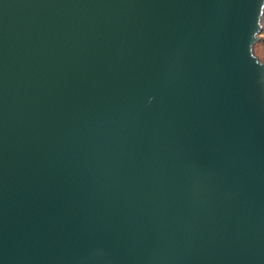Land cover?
Returning <instances> with one entry per match:
<instances>
[{
    "label": "water",
    "instance_id": "1",
    "mask_svg": "<svg viewBox=\"0 0 264 264\" xmlns=\"http://www.w3.org/2000/svg\"><path fill=\"white\" fill-rule=\"evenodd\" d=\"M264 0H0V264H264Z\"/></svg>",
    "mask_w": 264,
    "mask_h": 264
},
{
    "label": "rangeland",
    "instance_id": "2",
    "mask_svg": "<svg viewBox=\"0 0 264 264\" xmlns=\"http://www.w3.org/2000/svg\"><path fill=\"white\" fill-rule=\"evenodd\" d=\"M254 51L264 61V14L262 19V29L260 31V37L254 45Z\"/></svg>",
    "mask_w": 264,
    "mask_h": 264
}]
</instances>
